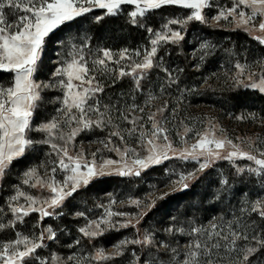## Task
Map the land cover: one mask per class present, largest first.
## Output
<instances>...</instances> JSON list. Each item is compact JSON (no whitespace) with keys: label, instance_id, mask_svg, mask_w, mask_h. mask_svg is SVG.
Returning <instances> with one entry per match:
<instances>
[{"label":"snow or ice","instance_id":"1","mask_svg":"<svg viewBox=\"0 0 264 264\" xmlns=\"http://www.w3.org/2000/svg\"><path fill=\"white\" fill-rule=\"evenodd\" d=\"M126 6H130V10ZM214 6V0H0V73L10 74V83L0 82V185L10 176L15 162L25 159L35 144L48 145V155L55 157L49 161L51 167L43 176L37 167L27 168L20 183L13 185V193L0 204V233H11L15 237L0 240V264H264V190L255 199H249L243 188H236L233 193L243 198V206L241 215L231 221L221 219L220 223L210 222L205 227L192 220L187 227L172 223L143 232L137 225L155 208L158 200L171 193L164 192L147 201L130 200L131 205L140 209L134 218L114 211L117 201L112 198L107 205H96L103 208V212L94 219H89L86 211H75L74 219L85 220L77 231L91 243L110 231L131 227L136 231L134 238L121 239L110 253L101 247L91 254L81 255L78 246L82 245V240L77 238L66 245L77 249L66 257L57 252L47 257L42 255L44 249L60 243L58 231H63L58 225L54 228L45 222L63 218L66 207H75L72 201L80 191L104 176L140 177L148 169L172 159L198 161L195 171L181 173L173 182L180 185V190H186L190 181L199 178L198 173L212 167L217 160H227L233 163L235 176L241 183L248 174L252 183L264 185V148L259 146V137L256 141L248 138L237 144L226 136H217L212 126L204 132L195 131L196 142L188 145L184 137L194 129L185 127L181 136L185 146L177 149L165 127L170 122L165 116L167 103L145 117L133 114L137 110L145 111L136 104L128 106V111L111 100L105 103L102 99L108 86L104 81L109 78L114 86L117 81L131 77L136 90L143 91L150 85L152 73L161 72L169 86L178 85V77L163 66L160 51L165 45H179L185 39L182 33L190 22L207 23L205 10ZM170 7L188 10V14L164 16L162 10ZM95 10H103L101 15L93 17L96 23L108 17L126 16L128 24L148 34L150 48L143 52H130L125 48L115 54L111 49L100 48L97 50L100 55H95L85 43L74 48L69 59L60 62L51 80H38L50 35L62 25ZM157 14L163 17L158 28L151 25ZM9 15L16 19L9 20ZM212 19L217 23L224 20L234 24V30H242L264 47V0H231V6L218 7ZM212 47L209 43L202 44L204 55H208ZM89 57H92L91 64ZM123 61L129 62L126 67ZM254 63L264 65V57ZM110 64L119 67L113 68ZM234 67L236 72L229 79L236 87L264 94V69L257 73L251 64L239 61ZM48 90L60 93L47 100L59 106L55 115L37 123ZM151 99L154 97L150 94L149 101ZM251 115L256 118L255 114ZM125 124L128 127H124ZM94 130H108L107 137L100 143L108 151L116 152L119 160L102 159L98 164L96 157L101 149L91 153V159L86 157L83 148L73 154L76 138L82 132ZM34 133L43 134V138L34 140L31 135ZM113 137L120 145L114 143ZM132 138L139 150L129 146L128 140ZM244 144L249 150H244ZM237 160L252 163L247 167L235 166ZM58 173L63 174L59 179ZM219 183L221 188L214 194L216 199L232 188L228 178ZM22 186L47 192V195H34ZM33 214L36 215L34 222L30 219ZM178 234L187 237L183 245L176 238Z\"/></svg>","mask_w":264,"mask_h":264},{"label":"rangeland","instance_id":"2","mask_svg":"<svg viewBox=\"0 0 264 264\" xmlns=\"http://www.w3.org/2000/svg\"><path fill=\"white\" fill-rule=\"evenodd\" d=\"M214 4V7L205 10L204 14L206 16L207 23L202 24L211 30L243 32L242 30L238 29L234 30L235 25L232 23L224 20H221L219 23H217L216 20L212 19V17L217 14L218 7H230L231 0H214ZM126 9L130 10V6H126ZM163 13L164 16L168 17H172L177 14L181 16L188 14H184V12L174 9L164 10ZM20 14L22 15L23 13ZM8 19L14 21L16 17L9 15ZM162 22L163 17L159 14L156 15L155 23L157 24V28ZM193 22L197 21H192L189 24ZM173 27L178 28L179 26ZM198 28V26H194L193 30L188 36L189 50L191 48V50L188 52V57L189 62L192 64L191 70L197 72L204 69V73L202 75L204 83H202L200 88L207 86L212 89H218L227 84L234 85L233 81L229 79V77H231L236 72L234 65L237 61L242 64L246 62L251 64L252 70L256 71L257 73H259L261 69H264V65L254 63L261 57H264V54L258 51L255 46L241 42L239 47H237L236 44L232 43L231 41L230 43L229 39L227 38H213L210 35L203 33V31L199 30ZM186 29L182 33L184 37ZM249 38L251 37L249 36ZM254 42L257 43L255 40ZM77 43H79V41ZM204 43H209L214 46L208 50V55H204V50L201 49V45ZM228 43H230L229 46L231 48L228 46ZM81 44H73L66 47V59H69V53L72 52L74 48L81 47ZM165 47L166 45L164 48ZM148 48H150L149 39L147 44L142 47L141 52ZM112 52L115 54L119 53L120 51ZM202 55H204L203 60L200 59ZM91 59L92 57H89L90 64ZM134 59H139V57H134ZM165 61V57H163L162 64L163 66L168 67V65L165 64ZM128 63V61L122 62L125 67ZM109 66L113 68L119 67V65L112 64ZM170 68L169 69L172 70L176 76L175 68ZM1 74L2 76H0V82H3L6 85L10 83V74ZM129 78L132 79L131 77ZM51 79L52 74L49 75L47 80L41 81H49ZM161 82L162 81H159L158 83L161 84ZM156 88L157 87H155L152 92L148 91L146 94H144L142 96L141 102L136 103L132 100L131 102L127 101V104H125L123 109L130 111L128 106L136 104L140 107H143L145 111L144 113H140L137 110L133 114L136 116L144 115L145 117L148 113L155 112L157 108L162 107L165 103L168 105L167 111L176 109L175 112L172 110L171 113L173 117L176 115L175 118H168L170 122H167L165 127L169 129V138L173 141L174 147L177 149L185 146L181 143V136L184 135L185 127L194 129L193 132L188 133L187 136L184 137V139L187 141V144L191 145L196 142V136L194 134L195 131L204 132L206 129H209L212 126H215L217 136H226L237 144H240L241 141L247 140L248 138L256 141L257 137H259V146L264 148V122H262L264 121L263 116L255 113L236 116L231 114L227 115L225 112L220 111L215 107H211L210 105L195 104L194 100L199 97V95L195 94L198 89H193L192 91L187 90V93H184L182 96L176 95L175 92L172 95H166L163 93V90L159 89L157 91ZM243 88L250 91H257L251 88ZM257 92L260 93L259 91ZM45 94V112L43 115H41L40 122L55 115V109L59 106L58 104L47 103V100L59 95V92L56 90H48ZM150 94L152 97H154V99L149 101ZM136 100L137 99H135V101ZM251 114H255L256 118L253 119ZM124 127H128V125L125 124ZM146 127H150V125L146 124ZM31 135L33 136L32 138L36 139L37 141L43 138V134L41 133H34ZM107 135L108 131L101 132L99 130H94L82 132L75 140L74 147L72 148L73 154L83 148L86 157L91 159V153L96 152L97 149H101V151L97 153L96 157L98 164L102 162V159L110 158L119 160L120 157L116 154V152L108 151L104 148L103 144L100 143V141L104 140ZM112 139L115 144L120 145V141L117 138L113 137ZM128 144L129 146L139 150L137 142L134 138L128 140ZM38 146H47L48 149L44 151H38L35 149V147L37 148ZM242 147H244V150H249L246 144L242 145ZM49 152L50 149L48 145L35 144L34 148L29 151V153H32L33 156H29L28 160L22 164H16L15 162L14 168L10 170V176L2 185H0V204H3V201L13 193V185L20 183L22 173L27 168L37 167L42 176L47 173L48 169L51 167L49 161L51 159H55L54 156L48 155ZM251 163L252 162L249 161L237 160L235 161V166L247 167ZM41 165H43V167H41ZM198 167L199 162L195 160L184 161L180 159H172L165 162L163 165L148 169L146 172H143L140 177H121L118 175H108L93 181V183L90 184L86 189H82L76 199L72 201V205L75 206L74 208L70 206L64 209L65 216L63 218H57L55 220L48 219L45 222V224H50L54 228L58 225L59 229L63 231L62 233L58 231V234L60 235V243L52 244L50 248L44 249L42 255L47 257L51 252H56L55 250H57L62 257H66L67 255L71 254L72 251L77 250L69 249L66 246L77 238H81L82 240V245L78 246V250L81 255L91 254L96 248L101 247L104 248L106 252L110 253L114 251L113 245H115L121 239L134 238L136 231L131 227L121 229L119 232L110 231L104 236L93 240L91 243H89L87 239L82 238L81 234L77 231L79 227L85 224V220L84 218L74 219L73 214L75 211H86L87 217L89 219H94L103 212V208H98L96 205H107L112 198H115L117 201V203L113 206L114 211L128 213L130 217L134 218L140 209H138L135 205H131L129 203L130 200L136 199L147 201L156 199L157 196L164 192L171 193L163 200H158L155 208H153L152 211L140 222V224L137 225L141 232H143L145 229H162L172 223H176L177 226L183 225L187 227L188 223L192 220H194L199 225L207 227L209 226L210 222L220 223L221 219H223V221H231L235 217L240 216V209L243 206V198L240 195L235 196L233 197V202L229 204L232 197V192L235 190L234 187L229 189L227 192H224L220 199H216L214 196L217 190L221 188L219 182L223 178H228L231 182H233V180L236 182L239 181L240 184L245 186L247 189L253 188L252 193L248 192L249 199H255L261 193V191L264 190V185H260L258 182L252 183L248 174H245L244 183H241V179L235 176V167L233 163L227 160H217L212 165V167L206 169L203 173H198L197 175L199 178L190 181V186L186 190H180V185L173 184L174 181L178 180L181 173L193 172ZM62 176V173L57 174L58 179ZM22 187L25 191L31 192L34 195H47V192H41L38 189H30L27 186ZM183 192L188 194L186 196L177 195L173 197L174 195ZM173 217L176 218L175 221H173ZM30 219L34 222L36 220V215L33 214ZM115 219L122 220L124 218ZM68 221L72 223L65 226V223ZM133 223H135V219H133ZM14 238L15 237L11 233H0V240H10ZM176 238L181 242V245H183L187 239V237H182L179 234ZM61 245L64 246L61 247Z\"/></svg>","mask_w":264,"mask_h":264},{"label":"trees","instance_id":"3","mask_svg":"<svg viewBox=\"0 0 264 264\" xmlns=\"http://www.w3.org/2000/svg\"><path fill=\"white\" fill-rule=\"evenodd\" d=\"M168 9L179 10L184 12V14L188 13V10H182L175 7L165 8L162 12ZM102 12L103 10H95L87 14L85 17H80L72 22L62 25L60 28L55 30L52 35H50L47 39L43 53L42 70L38 74V80H47L49 75H51L56 67L59 66L60 62L66 59L65 51L67 50L66 47L69 45H80L81 42V45L87 43L90 45L94 54L96 53V55H99L100 53L97 50L100 48L111 49L114 52H119L125 48L129 49V51H141L142 47L147 44L149 39L148 34H146L144 29L133 27L128 24L126 22L127 17L124 15H121L120 17H108L102 22L96 23L93 17L101 15ZM151 25L156 27L157 24L155 23V17L151 21ZM194 26H198L199 30L213 38H227L229 39V42L231 41L236 44L237 47H239L241 42L251 46L253 45L258 51L264 54V47L255 43L254 40L249 38V36L244 32L211 30L200 22H193L188 25L185 31V39L181 41L179 45H166V47L160 51V55L165 57V64L168 65V68H175L176 76L179 80L178 85L173 84L169 86L166 77L161 72L152 73L151 83L143 91H137L134 81L129 77H125L117 81L114 86L112 85V80L109 78L104 81V83L108 86L102 94L103 102L107 103L111 100L123 109L125 104H127V101L131 102L132 100L136 103L141 102L142 96L148 91L152 92L155 87H157V91L159 89L163 90V93L166 95H172L175 92L176 95L182 96L184 93H187V90L192 91L193 89H198L195 94L199 95V97L194 100L195 104L210 105L211 107H215L218 110L225 112L227 115L231 114L236 116L255 113L264 117V95L258 93L257 91H250L241 86L236 87L231 84H227L218 89H212L207 86L200 88L202 83H204V79L202 77L204 69L197 72L191 70L192 64L189 62L188 57V52L191 50V48L189 50L188 46V36ZM78 41L79 43H77ZM230 43H228V46ZM85 51H87V49H85ZM180 69H183V71H180ZM0 76H2L1 73ZM159 81H162L161 84L158 83ZM161 86H163V89ZM135 99L137 100L135 101ZM44 107L45 103L42 105L39 115L36 118L37 123L40 122L41 115L45 112ZM172 110L174 109L166 112L165 115L168 118H175L176 115L173 117L171 114ZM35 149L38 151H44L48 148L47 146H38L37 148L35 147ZM29 156H33V154L28 153L25 159L16 162V164L24 163L28 160ZM231 183L232 187L235 189L238 185L237 188H243L247 191V193H252L253 188L247 189L245 186H242L239 181L236 182L233 180ZM233 191L235 192V190ZM234 192H232L229 204L233 202V197L239 196V194L234 195ZM187 194L188 193L183 192L176 194L173 197L177 195L186 196ZM71 223L72 222L68 221L65 223V226L70 225ZM55 251L58 253L57 250Z\"/></svg>","mask_w":264,"mask_h":264}]
</instances>
